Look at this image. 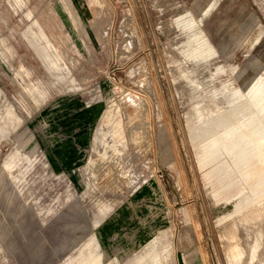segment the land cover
<instances>
[{
    "label": "rangeland",
    "instance_id": "1",
    "mask_svg": "<svg viewBox=\"0 0 264 264\" xmlns=\"http://www.w3.org/2000/svg\"><path fill=\"white\" fill-rule=\"evenodd\" d=\"M0 264H264V0H0Z\"/></svg>",
    "mask_w": 264,
    "mask_h": 264
},
{
    "label": "bare ground",
    "instance_id": "2",
    "mask_svg": "<svg viewBox=\"0 0 264 264\" xmlns=\"http://www.w3.org/2000/svg\"><path fill=\"white\" fill-rule=\"evenodd\" d=\"M242 148H241V146L239 147V150H241ZM241 156V155H240ZM234 158H235V160L237 159V160H239V153H237V154H235L234 155Z\"/></svg>",
    "mask_w": 264,
    "mask_h": 264
}]
</instances>
